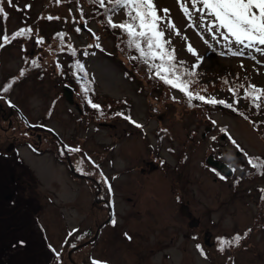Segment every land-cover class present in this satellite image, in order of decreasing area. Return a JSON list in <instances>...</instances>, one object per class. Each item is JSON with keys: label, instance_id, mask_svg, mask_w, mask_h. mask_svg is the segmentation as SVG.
Segmentation results:
<instances>
[{"label": "rangeland", "instance_id": "rangeland-1", "mask_svg": "<svg viewBox=\"0 0 264 264\" xmlns=\"http://www.w3.org/2000/svg\"><path fill=\"white\" fill-rule=\"evenodd\" d=\"M93 1V8L92 1L89 5L81 1L80 6L90 16L88 23L96 36L82 28L84 23L74 15L76 0H12L11 4L0 0L7 13L6 18L0 13V45L4 43L3 36H13L22 28L32 29L30 36H19L0 47V71L12 73L0 74V89L12 85L0 96L8 98V109L15 108L26 121L39 127L38 131L32 130L27 143L43 150L41 156H35L36 151L24 145L4 152L5 141L15 130L6 132L0 126V264H88L89 247L71 254L68 250L74 243L85 241L80 235L94 231L106 219L107 203L101 205L102 198L105 202L113 199L116 204L117 209L111 208L109 214L116 218V234H106L101 239L99 248L94 247L89 256V264L94 260L106 264H264V225L257 220V215H264V200L260 198V206L257 204L259 196L264 197L261 169L252 168L253 176L247 179L245 173L238 174L243 177H225L212 166L204 165L207 157L216 159L210 155V137H205V131L211 130L217 139L213 145L222 151L218 160L235 172L239 167L245 170L248 157L253 162L264 161V109L256 110L242 90L251 85L264 88V51L256 50L264 46L248 48L231 37L225 39V30L216 28L210 16L197 11L200 5L194 7L193 0H155L160 15L168 17L161 26L165 39L171 41L169 47L175 49L177 64L182 71L195 73L184 77L193 81L190 90L225 100L232 107L200 100H193L190 105L179 90L147 78L143 67L132 71L120 53L111 57L115 53V37L126 43L121 51L125 58L134 50L126 42L129 36L124 31L119 34L120 28L111 31L107 22L109 18L120 21L126 10L99 8L98 0ZM182 3L191 15L185 14ZM163 9H168V13ZM168 23H175L176 29L167 27ZM41 31L45 34L42 43L38 42ZM62 32L63 36H59ZM60 43H65L62 46L67 49L75 47L76 56L81 57L88 72L83 85L94 89L96 102L105 110L109 102L113 103L112 110H121L140 122L141 129L128 124L130 121L123 116L110 117L107 123L99 124V114L94 116V112L84 115V125H79V115L87 108L86 95L79 101L74 95V104L70 103L61 77L44 69L48 61L52 69L60 60L67 63L69 55L64 50L65 53L59 52ZM189 45L195 54L188 50ZM57 58L60 60L55 61ZM79 73L84 74L80 70ZM80 85L75 94L83 87ZM65 92L69 94L67 88ZM257 103L264 106V97ZM77 104L84 105L80 113ZM164 105L166 109L170 105V110L161 114L159 106ZM160 120L169 127L172 139L163 137L159 144ZM45 127L63 142L58 156H65L72 168L54 157L56 144L52 141L58 139L51 132L40 130ZM221 133L230 136L236 145L228 143ZM149 143L158 157L151 155ZM74 148L80 151H70ZM237 148L243 152L244 162L235 156ZM78 174L89 175L101 189L78 179ZM111 183L122 187L114 188L115 197L107 195V184ZM177 192L185 194V203L194 218H201L206 224L188 227L185 219L174 213L178 206L172 197ZM172 222L174 227L170 228ZM73 228L77 231L73 232ZM235 231L251 236L239 235L243 240L238 245L226 246L214 255L212 245L206 244L205 239L209 243L216 234L218 242L220 238L230 240ZM188 234H198L210 258L201 254L197 241L188 240Z\"/></svg>", "mask_w": 264, "mask_h": 264}, {"label": "snow or ice", "instance_id": "snow-or-ice-1", "mask_svg": "<svg viewBox=\"0 0 264 264\" xmlns=\"http://www.w3.org/2000/svg\"><path fill=\"white\" fill-rule=\"evenodd\" d=\"M7 2L11 4L12 0H7ZM98 2L103 6L105 0H98ZM110 2L115 7L126 10L128 16V20L121 24H115L109 19L110 25L114 28H120L127 33L129 36V47H135L140 54L139 58L142 62L149 65L150 72L154 71V75L165 84L184 93L190 105L193 100H200L207 104H221L229 108L232 107L225 100H218L215 97H205L200 95V93L190 90L193 81L184 79V77L186 75H195V73L182 71L177 64L175 49L169 47L171 41L165 39L166 34L164 28L161 26L162 23L168 20V17L167 15H160V10L157 8L155 0H110ZM196 4L200 5L197 11H203L207 16H210L215 22L216 28L225 30L227 34L225 35V39L231 37L235 43L245 45L248 48L256 47V45L264 46V0H193L194 7ZM182 10L185 14L191 15L189 8L184 3H182ZM168 11V9H163L165 14ZM0 13L5 18L7 17V13L2 6H0ZM48 19H53V17L49 16ZM167 27L176 29L175 23H168ZM31 33V28H22L13 36H3V41L4 43H11L12 40L19 36H30ZM175 34L179 35L180 33L176 30ZM38 42L42 43V39ZM188 50L195 54V49L191 45L188 46ZM256 50L264 51L261 48H256ZM232 54L242 55L243 53L233 52ZM133 59H136V57H133ZM157 60L159 63H156ZM33 64L39 67L35 61H33ZM79 67L86 77L87 72L84 71L83 65H79ZM24 74L22 70L20 75L23 76ZM81 78L83 79V77ZM11 87L12 85L9 84L3 91L8 92ZM89 90L87 87L84 88L85 95H87ZM230 91L234 90L230 89ZM246 91L248 94L245 99H251L256 107H260L261 105L257 101H260L264 97V88H257L255 85H251ZM2 98L0 97V99ZM88 103L93 109L100 111L101 115H103L101 105L92 102L90 98L88 99ZM115 115L123 116L135 124L136 127H142L132 120L130 116H125L120 112ZM70 151L79 152L80 149L74 148L70 149ZM248 163L252 164L253 168L261 169V174H264V161L253 162L249 160ZM96 167L99 166L96 165ZM221 179H224V177L222 176ZM106 181L107 178L105 177ZM109 189H111L110 184ZM112 223L115 224L116 221L113 220ZM241 239L242 237L239 235L233 237L231 240L220 238L219 242L221 246L219 250L224 251L226 246L238 245ZM197 248L201 251L202 255L205 254L200 245H197ZM92 264H106V262L94 260Z\"/></svg>", "mask_w": 264, "mask_h": 264}, {"label": "trees", "instance_id": "trees-1", "mask_svg": "<svg viewBox=\"0 0 264 264\" xmlns=\"http://www.w3.org/2000/svg\"><path fill=\"white\" fill-rule=\"evenodd\" d=\"M57 1H60V0H57ZM81 1H84L87 5H89L88 4V2L89 1H92L93 3L91 4V7L93 8L94 7V2L95 1H93V0H76V5L74 4V6H73V8H72V11H73V13H74V15L76 16V17H78V19L79 20H83V21H87V22H85V23H88L89 21V17L90 16H88V13L84 10V7L81 5L80 6V4H81ZM73 3H74V1H73ZM99 5H98V7L99 8H104V9H109V10H117V8L118 7H115L114 6V4L113 3H111L110 2V0H105V2H104V5L103 6H101L100 5V3L99 2H97ZM87 5H85L86 7H88ZM89 8V7H88ZM76 13H79V14H76ZM87 13V14H86ZM85 14H86V16H85ZM79 15V16H78ZM20 19L22 18L21 16H18ZM17 17V18H18ZM110 19V18H109ZM109 19L107 20V22H108V24H110L109 23ZM128 20V16H127V14L126 15H124L121 19H120V21L118 20V21H112V19H111V21L113 22V23H115V24H121V23H124V22H126ZM38 28H39V31L41 30V28L38 26ZM111 31H113V29L114 30H119V28H114V27H112V29L111 28H109ZM43 31H45V30H43ZM121 32H123V30L121 29L120 30V32L118 31V33L119 34H121ZM124 33V32H123ZM63 32L59 35V36H63ZM127 34V33H126ZM122 35V34H121ZM41 36V37H40ZM40 36H39V39L41 40V39H43L42 37L43 36H45V34L41 31V33H40ZM113 36V35H112ZM127 39H126V42L128 43V41H129V37H126ZM38 39V40H39ZM115 39H116V41H114V43H113V48H114V50H115V53H113L112 54V56L111 57H113L115 54H117V53H120V55L122 56V57H124V59H126L127 61H126V63H127V65H129V67L131 68V69H133L132 71H134V72H137V70L140 68V69H142V67L145 69H142L143 71H145V74L144 75H146L147 76V78H151V77H153V80H156V81H159V78H157L155 75H154V72L152 71V72H150L149 71V65H147V64H145V63H143L142 62V60L140 61V62H138V59H133V57H136V58H138L137 56L138 55H140L139 54V52L135 49V47H134V50H132V51H130L131 52V54H129L128 55V57L127 58H125V56L121 53V51L124 49V44H126L123 40H122V42H118V39L115 37ZM62 45H65V43H60V45H59V52H66V53H68V54H70L71 55V58H70V61H71V65L70 66H67V65H65L63 62H59L58 63V66H57V68H56V72H58V73H60V77L62 78V82L63 83H65V84H67V85H71L72 86V88L74 89L77 85H80V83H82V85H80V86H84L83 84L85 83L86 84V82L84 81L83 82V79L81 78V77H83L84 78V74H81V73H79V70H80V67H79V65H83V68H84V71H86L87 72V70H86V67H85V64H84V62L80 59L81 57L78 55V56H76V54H75V52H74V49H75V47L73 46V48L74 49H72V48H66V47H64V46H62ZM62 46V47H61ZM61 47V48H60ZM50 48H51V50L52 51H54V48H53V46L51 45L50 46ZM71 49H72V51H71ZM64 50V51H63ZM64 52V53H65ZM25 51H23V57H24V55H25ZM119 60H121V59H119ZM58 61V60H57ZM78 62H79V64H78ZM46 64V63H45ZM61 64H64L63 66L61 65ZM138 64H141V66L140 67H138ZM125 65V64H124ZM123 65V66H124ZM67 66V67H66ZM67 68H69V71H70V73H72V75L74 76V79H73V77H72V75L69 73V71H68V69ZM74 68V69H73ZM129 68V69H130ZM130 69V70H131ZM87 74H88V72H87ZM89 78V77H88ZM90 80V79H89ZM92 80H90V82H91ZM165 85H167V84H165ZM167 86H169V85H167ZM86 86H84L83 88H85ZM140 87V86H139ZM87 88H89V87H87ZM147 89H149L150 87H146ZM164 88V92H167L168 91V88H166V86H164L163 87ZM1 91V90H0ZM93 91H94V89H93ZM93 91L92 90H90V91H88V93H87V95L84 97V105L86 106V107H88V108H86V109H84V110H82L84 107L83 106H80V108H81V110H82V114H80L79 115V125L80 126H83L84 125V122H83V120H82V118H83V116L84 115H92L93 114V112H94V116H96V114H99V115H97V117H99V119H98V121L97 122H99V124H101V123H107L109 120H110V117L111 118H116V117H119L118 115H115L116 113H118V112H120V113H123L124 115H126V113H124L123 111H121V110H119L118 112H115L114 110H112V105H113V103H110L109 102V106H108V108L105 110L103 107H102V105L99 103V102H96V97L94 96V94H93ZM0 93H4V92H0ZM83 94H85V92H83ZM248 93H246V95H247ZM91 99L92 100V102H94V103H97V104H99V105H101V108H102V110H103V115H101V113H100V111H98V110H96L95 109V111H93V110H91L90 108H89V103H88V99ZM6 100V97H3L2 99H0V101H5ZM0 104H1V102H0ZM156 104V103H155ZM166 107L167 106H159V111H160V113L161 114H166L169 110H170V105H169V107L166 109ZM260 107H263V109H264V106L263 105H261ZM260 107H254L256 110L258 109V108H260ZM6 117V119H4V117ZM100 116L101 117H109L108 119H105V118H100ZM127 116V115H126ZM90 117V116H89ZM22 118H24L23 116L21 117V116H19V115H12V116H10V115H8V112H4L3 111V109L1 108V105H0V126H1V129H3L4 131H11V130H15V133H14V138H15V144H17V145H23V144H25L26 146H28V147H30V148H34V149H36V148H38V147H32V146H30L27 142L28 141H30L29 140V137L31 138L32 137V130H35V131H38L39 129V127L36 125H34L35 123H32V122H27V121H24ZM117 119V118H116ZM40 130L41 131H43V130H46V131H50L49 129L47 130V129H42V128H40ZM157 130H158V141H159V143L161 142V140H162V138L163 137H169V138H171L172 139V135H171V131H170V129H169V127H167V126H165V125H162V120H160L159 121V126H158V128H157ZM30 131V132H29ZM51 132V131H50ZM20 137H22V138H24V139H22V138H20ZM56 138V137H55ZM57 139V138H56ZM52 142H54L55 144H56V147H55V155L56 156H58L59 155V150L58 149H60V146H61V141L60 140H53ZM58 147V148H57ZM37 151H40V152H42V149H37ZM60 155H61V152H60ZM89 155V154H88ZM251 176H253V174L252 173H250V171H248L247 172V175H246V178L247 179H249V177H251ZM179 193V192H178ZM250 194V192L249 193H247V195H249ZM261 198V200L263 201L264 200V197H261V196H259V198L257 199V204H258V206H260V199ZM172 199L173 200H176L177 198H176V195H174L173 197H172ZM259 217L261 218H258V215H257V220L259 221V223H260V225H262L263 226V223H264V221H263V219H262V217H264V215H262V216H260L259 215ZM213 225V224H212Z\"/></svg>", "mask_w": 264, "mask_h": 264}, {"label": "flooded vegetation", "instance_id": "flooded-vegetation-1", "mask_svg": "<svg viewBox=\"0 0 264 264\" xmlns=\"http://www.w3.org/2000/svg\"><path fill=\"white\" fill-rule=\"evenodd\" d=\"M110 125V124H109ZM116 126V124H114V127ZM210 143H212V140L210 139ZM150 147V146H149ZM150 152H151V155H153L154 156V154H155V150L152 148V147H150ZM205 165V164H204ZM245 166H246V164H245ZM237 169H239V168H237ZM232 170V169H231ZM247 170H248V168H247ZM233 171V174L234 175H238V172H235L234 170H232ZM90 182H92V183H94V184H96L94 181H91L90 180ZM97 185V189L98 190H100L101 189V186L99 185V184H96ZM116 190H121L122 189V187H114ZM107 191V195L109 196L111 193H110V189H108V190H106ZM97 194H99V193H97ZM174 195H176V200H173L174 201V203H176L177 205L176 206H178V208L176 209L175 208V212H174V209H173V212L176 214V212H177V214L176 215H179V216H181L182 218H184L185 219V221H186V224H187V226L188 227H192V226H199V224H206L205 222H204V220L203 219H201V218H197L196 216H195V218H194V216H193V214L192 213H190V212H188V210H186V208H188V205L185 203L186 201V198H185V194L182 192V193H174ZM100 201H101V203L100 204H102V203H108V202H105L104 201V199L102 198V199H100ZM97 202L99 203V200H97ZM108 205V204H107ZM112 207V206H111ZM184 210H186V211H184ZM109 214L110 213H108V217H109V219H111V217L109 216ZM114 214H115V212H114ZM195 215V214H194ZM106 219H108L107 217H106ZM106 219H104V220H102L100 223H99V226L94 230V231H92V230H89V233H88V238H87V240H86V243H88V245H92L93 247L90 249V253L93 251V248L94 247H97V248H99V243L102 241L101 239H104V236L106 235V234H108L109 236H110V233L112 234V235H114V237H115V234H116V232L114 231V229H113V227H114V224L113 223H110L109 221L108 222H106V223H104L105 221H106ZM130 220V219H129ZM172 227H174V224H173V222L170 224V228H172ZM166 229H168V227L166 226L165 227ZM171 233H172V230H171ZM225 235H227V236H230L231 235V233L230 234H225ZM237 235H242V237L244 236V234L242 233V231H235L234 232V234L232 235L233 237H235V236H237ZM215 236H216V234L215 235H212V240L210 239V242L208 243V241H207V239H205L206 240V244H209V245H212V249H213V253H214V255H215V253H217L218 252V250L220 249V244H219V242L215 239ZM249 236H251L250 234H249ZM187 237H188V240L189 241H191V240H195V241H197L198 242V245H200V247L204 250V257H206V258H210V255H209V250L204 246V244L199 240V236H198V234H188L187 235ZM232 238H230V240H231ZM241 240H243V239H241ZM240 240V241H241ZM89 253V254H90ZM189 264V263H188Z\"/></svg>", "mask_w": 264, "mask_h": 264}, {"label": "water", "instance_id": "water-1", "mask_svg": "<svg viewBox=\"0 0 264 264\" xmlns=\"http://www.w3.org/2000/svg\"><path fill=\"white\" fill-rule=\"evenodd\" d=\"M68 90H69V94L68 95L66 94V92H64V93H65L66 97H68L69 101L72 102L73 100H72L71 89L68 88ZM213 165H215L224 174H228V175L231 174V172L229 171V169L227 168V166L222 165V164H215V163Z\"/></svg>", "mask_w": 264, "mask_h": 264}]
</instances>
